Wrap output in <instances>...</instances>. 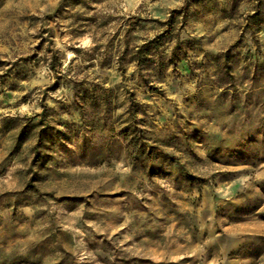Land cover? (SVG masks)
<instances>
[{
	"label": "rangeland",
	"instance_id": "1",
	"mask_svg": "<svg viewBox=\"0 0 264 264\" xmlns=\"http://www.w3.org/2000/svg\"><path fill=\"white\" fill-rule=\"evenodd\" d=\"M0 264H264V0H0Z\"/></svg>",
	"mask_w": 264,
	"mask_h": 264
},
{
	"label": "trees",
	"instance_id": "2",
	"mask_svg": "<svg viewBox=\"0 0 264 264\" xmlns=\"http://www.w3.org/2000/svg\"><path fill=\"white\" fill-rule=\"evenodd\" d=\"M76 2V1H75ZM257 17V15L251 17L252 19H255ZM263 22H260L259 25H262Z\"/></svg>",
	"mask_w": 264,
	"mask_h": 264
}]
</instances>
